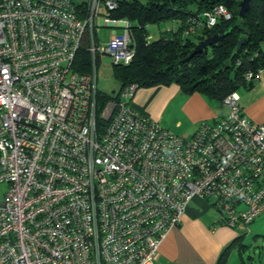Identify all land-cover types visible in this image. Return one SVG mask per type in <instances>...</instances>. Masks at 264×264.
<instances>
[{
  "label": "built area",
  "instance_id": "2783aa9c",
  "mask_svg": "<svg viewBox=\"0 0 264 264\" xmlns=\"http://www.w3.org/2000/svg\"><path fill=\"white\" fill-rule=\"evenodd\" d=\"M117 5L0 0V264H154L195 197L232 229L264 214V123L238 92L188 139L132 109L134 84L98 111V62L135 54L129 22L103 14ZM205 17L210 27L230 13ZM99 23L120 30L103 42Z\"/></svg>",
  "mask_w": 264,
  "mask_h": 264
},
{
  "label": "trees",
  "instance_id": "16d2710c",
  "mask_svg": "<svg viewBox=\"0 0 264 264\" xmlns=\"http://www.w3.org/2000/svg\"><path fill=\"white\" fill-rule=\"evenodd\" d=\"M116 1V10L107 15L129 22L135 47L129 64L113 65L121 89L129 84L136 89L177 84L184 93L199 92L222 100L240 89H252L257 71L264 68V0H250L243 16L239 15L241 0ZM219 5L229 11L230 18L220 17L208 27L205 13ZM166 21L175 22L177 28L149 39L147 26ZM191 26L193 31L186 34ZM213 35L218 36L216 43L189 57L198 43ZM242 37L245 40L237 47ZM88 66V53L82 47L76 68L86 72ZM247 72L253 73L250 80L245 79ZM110 98L98 91V111Z\"/></svg>",
  "mask_w": 264,
  "mask_h": 264
},
{
  "label": "crops",
  "instance_id": "0c3cea01",
  "mask_svg": "<svg viewBox=\"0 0 264 264\" xmlns=\"http://www.w3.org/2000/svg\"><path fill=\"white\" fill-rule=\"evenodd\" d=\"M165 23L168 25H164L162 30L158 27V30H151V33L148 25L146 29L149 39L177 28L173 21ZM99 25L101 28H111L102 35L100 32L103 31L99 30L97 38L103 42L107 41L112 29L120 30V26L115 24ZM238 94L245 115L254 122L264 123V68L253 88L239 90ZM130 105L137 113L186 139L192 136L202 121L217 120L228 111L221 100L199 92L184 93L177 84L138 88ZM214 208L209 205V201L200 197L191 200L180 224L162 240L154 264H256L254 255L245 251L248 246L242 239L243 235L225 226L219 211ZM262 215L253 222L262 221ZM224 251L226 254L223 259Z\"/></svg>",
  "mask_w": 264,
  "mask_h": 264
},
{
  "label": "rangeland",
  "instance_id": "374dc122",
  "mask_svg": "<svg viewBox=\"0 0 264 264\" xmlns=\"http://www.w3.org/2000/svg\"><path fill=\"white\" fill-rule=\"evenodd\" d=\"M74 1L76 3H81L86 0H74ZM103 14L107 15L106 12H103ZM164 25H168V24L165 22L151 24L148 31H150L151 33L152 32L151 30H158V27L161 28L162 30ZM100 30L103 31L102 33L100 32V34L102 35V34H106L109 30H111V28H101ZM121 88L122 87L120 85V82L114 76V66L112 64V60L110 57L105 56L103 60L102 61L100 60L97 64V89L102 94H106L109 97H111L110 99H112V98H116L119 95V93L122 90ZM242 90L243 89H240V91ZM7 189H8L7 184L4 183L0 184V200L2 199ZM212 203L213 200H210L209 205L213 206ZM236 231L238 232L239 235H243L242 239L247 243L246 245L248 247L245 248L246 253L251 252L254 255L256 259V264H264V215H262V221L251 222L249 225L245 227L237 228Z\"/></svg>",
  "mask_w": 264,
  "mask_h": 264
},
{
  "label": "water",
  "instance_id": "95a60500",
  "mask_svg": "<svg viewBox=\"0 0 264 264\" xmlns=\"http://www.w3.org/2000/svg\"><path fill=\"white\" fill-rule=\"evenodd\" d=\"M249 1L250 0H241L239 3L240 9H239V15L243 16L245 11L247 10L248 6H249ZM218 40V36L217 35H213L211 37L206 38L205 40L201 41L200 43H198L195 48L193 49L192 53L189 55V57L193 56L195 53H197L198 51H200L201 49H203L204 47L210 46L214 43H216ZM245 40V37H242L240 39V41L237 44V47H239L242 42Z\"/></svg>",
  "mask_w": 264,
  "mask_h": 264
}]
</instances>
